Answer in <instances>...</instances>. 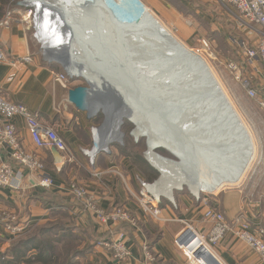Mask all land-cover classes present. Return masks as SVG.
Returning <instances> with one entry per match:
<instances>
[{
  "label": "crops",
  "instance_id": "obj_1",
  "mask_svg": "<svg viewBox=\"0 0 264 264\" xmlns=\"http://www.w3.org/2000/svg\"><path fill=\"white\" fill-rule=\"evenodd\" d=\"M137 2L144 7L140 6L148 17L158 19L186 43H191L197 32H205L207 28L219 31L215 24L219 26L217 17L221 9L214 0ZM248 37L252 38L253 46L255 38ZM0 48L6 56V60L0 63V93L9 101L24 104L36 114L42 125L52 127L64 139L69 151L68 154L63 153L62 161L56 162L59 153L36 147L22 117H14L21 145L38 156L43 169L36 173L16 165L9 150L0 144V164L9 165L22 177L20 189L0 188V215H14L16 222L26 227L25 231L38 226L53 228L48 230L51 232L56 230L61 237V246L65 242L71 243L72 254L66 256V264H189L176 240L187 228L198 236L208 235L211 225L204 220L203 214L210 205L228 219L241 214L250 221L252 231L264 224V215L250 211L241 198L240 190L230 187L198 199L195 195L193 198L192 193L188 196L182 189L174 188L177 192L175 204L161 197L157 216L145 211L138 199L140 183L141 180L151 182L147 177L155 169L145 162L131 161L123 153L121 143L107 148L108 153L105 154L99 153L104 148L99 149L91 158L90 152L96 147V136L92 133L95 126L90 121L94 119H88L84 111L67 101V90L78 85L77 81L69 79L66 87L55 81L56 63L45 61L42 54H36L27 28L18 22L0 28ZM240 60L242 75L243 70L244 73L250 70L253 75L255 71L247 64L246 57ZM107 140L110 143L114 139ZM95 171L101 175L94 176ZM44 175L53 180V185L49 188L33 186V182ZM72 184L86 187L97 199V209L109 212L120 206L132 221L101 222L94 210L84 207L71 194ZM118 230L125 233L126 246L130 251L123 261L114 259L110 252L96 245L98 241L120 232ZM10 244L11 236L0 221V264H44L33 258L34 250L18 262L10 256H2ZM212 252L223 264H264L260 255L232 234L217 243ZM54 263L47 261L45 264Z\"/></svg>",
  "mask_w": 264,
  "mask_h": 264
},
{
  "label": "rangeland",
  "instance_id": "obj_2",
  "mask_svg": "<svg viewBox=\"0 0 264 264\" xmlns=\"http://www.w3.org/2000/svg\"><path fill=\"white\" fill-rule=\"evenodd\" d=\"M16 1H18V0H0V19H2L5 16V13L9 9L15 7ZM135 1H137V0H135ZM140 6L142 8H144L142 5H140ZM220 9L221 10H219V13H221V14L218 15V17H217L218 22H219L218 23L219 26L217 24H215V27H217V29L219 28V31L212 30L211 28H207L206 30L204 29L205 32H201L202 34L198 33V32L196 33V35L194 36V39L191 40V43L190 42L186 43L185 41L178 39L177 33L174 30L166 27L163 24H162V26L164 28H166L168 33L171 34L172 36H174V38H176V40H178L183 46L187 47L190 51L195 52L201 59L204 60V63H206V65L210 69L211 74L213 75L216 82L218 83V85L220 86L222 91L224 92V94H225L224 96H226L227 99L229 100V102L231 103V105H233L232 108L234 109V111L236 112L238 117H240L242 124L247 129V131L249 132L252 143L254 145V152H253L251 159L247 163L244 171L242 172L240 179L236 183L223 184L222 186H220L218 189H216L214 191L208 190L205 185H201L198 194L192 193L190 191V189H188L185 185H183V188H179V189H182L181 191L183 193H186L188 196L193 194L192 195V197H193L195 195L197 197V199L201 198L204 195L212 196L213 193L220 191L222 188L225 189L226 187H230L232 189L240 190L241 198H242L243 202L245 203V206L247 208H249L250 211L253 210L255 213H257L259 215H264V106L261 105V101H263V103H264V94L262 91L257 90L256 95L254 97H250L247 93L246 88L242 85L240 78H236L234 71L229 67V62L233 61V62H239L240 63L241 62L240 59L245 58V56H244L245 45L247 47H252V38H249L248 34L245 31L240 29V27L239 28L237 27V23L230 13H227L222 7H220ZM144 14L146 15L145 12H144ZM19 18H20L19 16H16V18H14V19H13V17H11L10 23L7 26H1L0 25V28L1 27H9L14 22L15 23L18 22V23L22 24L25 28H27V33L30 36L32 48L34 49L36 54L41 55L42 50H40L41 49L40 43L34 37V34H33L34 30L32 28L31 23L29 26L26 24V22H22V21L18 20ZM156 20H158V19H156ZM132 29H134V28H132ZM231 32L235 33L237 38L234 39L232 37H229V38L225 39L226 35L230 34ZM223 36H225V38ZM238 38H240V39L238 40ZM118 39H120V41L118 43L119 45L114 46V47H117L115 49L116 50L115 53H111V51H113V50H111L113 43L111 41H109L110 43H108V44H107V42L105 43V46L107 47V52L104 53V51L102 50L103 51L102 56L104 55L103 57H105L110 62H111V60H110L111 56L118 57L120 60V63H123V65H120L118 67V65L115 66V62H112V65L114 66L115 69L113 67H110V66H108L106 68L103 65H100L98 63L96 64L97 60L91 54L90 59H93V61L91 60V64L95 68L94 70H96L99 74L112 75V77L120 80L121 84H123L124 81H122L123 77L120 73H122V74L124 73L125 78L127 80L131 81V85H132L133 89L135 90V94L137 93V95H138V97H140V99L143 98L142 99L143 103L141 105V107H143V109L141 108L138 110H140L142 113L143 112L145 113V116H144V114H143V116L146 119V122L152 123L151 126H153L155 128L154 131L158 132L159 135L160 134L161 135L167 134L168 137H173V138L174 137H176V138L180 137L177 139L178 140H183V139L186 140L187 139V141H190V138H192V137L188 136L187 134H185L183 132H178V133L176 132L177 136L176 135L173 136V134H175L173 132L174 129L176 130V129H182V128H187V127L190 128V123H193L191 121L192 120L191 117H194L195 114H193L194 112L192 113L191 110H193V109H191L189 107L190 103L188 101H184L185 103L182 102L180 104L174 102V100H176L178 93H182V92H181V90L179 92L180 88L177 85L178 83L176 82L177 83L176 84L177 86H176L172 80H174V79L181 80L180 85L184 87V85H185L184 83L187 81H190L193 84L200 82V80L199 81L197 80V78H199L200 76L195 74V72L191 68V65H189L186 61L179 58L181 55L178 54V51L176 49H174L168 45H161V46H157L155 48V43L151 44L147 41L142 40V41H140V44H141V48H140L137 45V43H134L132 41H127L126 37H124V39L126 41L122 38H118ZM232 40L235 42H233ZM241 43H242V45H241ZM205 44H206V47H205ZM150 46H152V49L150 48ZM93 48H95V47H93ZM146 49H149V50H146ZM144 50L147 51L146 56L144 57L145 61L143 60V57L140 59V57L136 56L137 53H139V55L142 56ZM97 56H99V59L101 60V54H99L97 52ZM90 59H89V62H90ZM150 59H151V62H149ZM154 65L157 66V69L152 70ZM137 68H138V71H137ZM244 68L246 69L247 66L244 65ZM55 70L57 71L56 73L61 72L60 68H58V67H56ZM116 72H118V74ZM126 74L127 75L129 74L130 76H132V80L129 79ZM250 75H251L250 70H247L246 73H244V70H243L242 78H244V76H247L246 77V79H247L250 77ZM148 76H150V77H148ZM169 79L171 80L170 82L173 85L170 82L168 83ZM74 80H76L77 81L76 83H78V84H86L84 79H82L81 77L75 76ZM155 80L157 82H155ZM250 81L252 82V78L250 79ZM155 83L157 85L152 86V85H155ZM167 83L171 84V86L168 85ZM174 88H176V89H174ZM163 92H165V93H163ZM189 96H191V94L189 92L188 93H182L183 98L184 97L188 98ZM182 97L177 98V100L180 99L182 101ZM194 98H196V94H194ZM193 105H196V103H194ZM144 107H145V109H144ZM175 107L177 108V110ZM207 108L209 111L206 112L207 113L206 116L207 115H210V116L206 117L205 120L211 122V125H202L204 129H202V131H201V133H205L206 137L205 136L204 137L203 136L202 137L201 136H194L195 138L202 141V143L205 142L204 144L209 143V141L214 140L210 136H207V133L210 132V130L208 132H205V129H207V127H210V126L213 127L212 122L214 121V118L211 115L215 114V113H212V111H214L215 108L213 106H208ZM177 111H178V113H176ZM173 113L176 114L177 116L172 117ZM188 113H191V115ZM91 118L94 119V120H90V121H92L93 126L98 127L102 123L104 115L102 114L101 110H98V112ZM229 124H230V121H227L223 131L226 130L227 127H228L227 128L228 130L231 128V124L230 125ZM197 125H198V123H196V126ZM133 127H134L133 124L128 119L124 118L123 123L120 127V131L123 133L122 140L120 142H119V140L111 141L110 143H108L107 148L108 149H110L111 147L114 148L115 144H117V143H121V144L125 143L126 145H128L129 137L127 138V136H131L130 131L132 130ZM197 127L199 128L200 126H197ZM171 128H172V130H171ZM176 131H179V130H176ZM125 133H126V136H125ZM208 135H210V134H208ZM131 137L134 139L133 136H131ZM146 138H147L146 135H141L138 137L137 141H135V140L134 141L138 142L139 154L143 157V159L145 160L147 165H149V163L147 162V159H148L147 154L145 153L147 159L144 158V156H143V152L146 150ZM209 138H211V139H209ZM225 139H227V138H225ZM202 143H200V144H202ZM186 144H189V142ZM108 149L102 150L99 153H104V154L108 153ZM158 149H165V148L161 147ZM158 149H156L154 151L159 153L160 155H162L164 157L175 159V158H173V155L171 153H169V154H171L172 157L170 155H167V153H163L161 151H158ZM147 151H148V148H147ZM130 160L132 161V158ZM174 161H179V160L175 159ZM91 165H92V163H91ZM193 165L194 164H192L190 166L192 169H193ZM195 165H198V164H195ZM230 169H232V168H230ZM155 175H156L155 179L162 176V174L158 173L156 171V169H155ZM175 196L177 197V192H176V190L173 189V197L175 198ZM207 209L214 210L217 208L215 206L210 205V206H208ZM217 210L219 212H221L219 209H217ZM3 215L4 214L0 215V221L3 223L4 229L11 236V241L17 237L23 236L26 233V231L24 229L23 232H21L18 235L11 234L10 231L7 230L5 227V224L7 223V221ZM223 215H224V213H223ZM237 215H240V214H237ZM203 217H204V220L211 225L210 230H209V233H210L211 227H212L211 221L205 217V214H203ZM224 218H226L227 220H230V218L228 219L225 215H224ZM260 227L264 229V224H262V226H260ZM209 233H208V235H209ZM208 235H206V236L202 235L200 237H202L203 240L205 239L204 241H206V243L210 247L211 251H213V247L217 243L222 241L228 234L224 238L220 239L216 244L209 243L208 239H206ZM233 236H235V235L233 234ZM108 237H106V238H108ZM262 237L264 239V234ZM106 238H104V239H106ZM182 252L184 253L183 250H182ZM254 252L257 253L255 250H254ZM185 257H186V255H185Z\"/></svg>",
  "mask_w": 264,
  "mask_h": 264
},
{
  "label": "bare ground",
  "instance_id": "obj_3",
  "mask_svg": "<svg viewBox=\"0 0 264 264\" xmlns=\"http://www.w3.org/2000/svg\"><path fill=\"white\" fill-rule=\"evenodd\" d=\"M81 1L83 3H86L87 1L91 3L92 0ZM122 14L124 18L123 20L126 24L123 25L125 27L131 26L134 29L130 28L129 38L125 36L126 33H129V31H126V29L121 32L122 35H120L119 38L124 39V37H126L127 41L137 43L140 48V41L142 40L151 44L155 43V48L161 45H168L176 49L178 54L181 55L179 58L191 65V68L195 74L200 76L197 78V80H200V82L193 84L192 82L187 81L184 83V87L180 85L181 80H172L175 85L178 83L177 85L180 88L179 92L181 90L182 93L189 92L191 94V96L188 98H183L182 93H178L177 97L175 96L176 100H174V102L180 104L184 101H188L190 103L189 107L193 109L191 111L192 113L194 112L193 114H195L194 117H191V121L193 123H190V129L192 133L195 134V136L201 137L205 136V133H201L202 129H204L202 125H211V122L205 120L206 117L210 116H206V112L209 111L207 107L213 106L215 108L214 111H212V113L215 114L211 115L214 118V121L212 122L213 127H207L205 132L210 130V132L207 133V136H210L214 140L209 141V143L206 144H204L205 142L202 143V141H200L198 146L190 147V143H180L173 137H168L167 134L159 135L158 132L154 131L155 128L151 126L152 123L146 122V119L144 118L145 113H142L140 110H138L139 107L137 102H135L134 97L137 99H140V97H138V95L132 97V95L129 94L128 87L125 86L124 83L121 84L120 80L112 77V75L105 74L104 72L103 73L105 75L99 74L96 70H94L95 68L92 66L91 62H89V60L87 61V59L85 60L84 58L87 55L90 56L92 53L90 51H86L84 52L85 55L83 56L84 60L82 62L78 61V65H76V67L74 62L73 68H69L67 66L69 71L74 74V77H81V75H83L90 82H97V84H103L105 80H109V82H112L114 87H117V90L119 91L118 93H121L123 96L126 95L124 98H122L125 100V103L121 102L122 104H120V112L122 113V116L124 115V117H122V120L120 119V112V114L108 116L104 126L95 133L96 147L94 152L103 148L107 149V144L109 143L107 138H112L114 140L119 139L120 135L118 129L121 127V121L126 118L134 121L137 124V127L134 130V135L137 137V139L141 135H146L149 139L148 151L146 152L147 157L152 165L156 167L162 174V176L159 177L154 185L159 193L166 196H171L174 188H183V185H185L192 193L198 194L201 185H205L208 190L214 191L223 184L236 183L240 179L242 172L253 155L254 145L249 132L242 124L240 117H238L232 108L233 105H231L227 97L224 96V92L211 74L206 63H204V60L201 59L195 52H192L187 47L183 46L178 40H176V38H174V36L169 34L167 29L164 28L159 21H155L145 15L144 11L139 8L136 3L135 8H132V11H129L128 8L127 12H122ZM116 48L117 47H115V49ZM150 48L152 49V46H150ZM76 50L80 55L83 54L81 48H76ZM146 50L143 51L142 56H140L139 53H137L136 56L140 57V59L143 57L144 60L147 52ZM149 62H151V59ZM110 66L114 68L113 65ZM154 67L152 70L157 69L156 65H154ZM170 81L171 80L169 79L168 83ZM155 82L157 81L155 80ZM112 84L109 83L110 86ZM171 84L168 85L171 86ZM156 85L157 84L155 83V85L152 86ZM194 94H196V98H194ZM180 97H182V101L180 99L177 100V98ZM126 99H128L130 103H127ZM194 103H196V105H193ZM101 106H104V104H101ZM141 108L143 109V107ZM176 113H178V111ZM188 114L191 115V113ZM175 116L177 115L173 113L172 117ZM227 121H230L231 128L228 130L227 127L226 130L223 131ZM196 123H198L197 126H200L199 128L196 126ZM174 135H176V133L173 134V136ZM155 145L162 148L167 147L171 149L177 153L178 156H180L181 160L179 159V161H173L169 160L168 158H162L158 156L152 149V147ZM192 164H194L193 169L190 167ZM199 238L203 242V238L200 236ZM190 241L192 242L191 250L185 248L187 254H189L191 260L194 261V264H204L202 260H197L192 255V250L198 246V241L193 239ZM206 247L211 251L208 245H206Z\"/></svg>",
  "mask_w": 264,
  "mask_h": 264
},
{
  "label": "built area",
  "instance_id": "obj_4",
  "mask_svg": "<svg viewBox=\"0 0 264 264\" xmlns=\"http://www.w3.org/2000/svg\"><path fill=\"white\" fill-rule=\"evenodd\" d=\"M214 1L227 13H230L233 16L238 28L240 27V29L245 31L248 36L255 38V43L252 47H245L244 54L247 64L253 68L257 74L256 76H254L255 73H253L252 77L247 79L242 78L241 65L238 62H229V67L234 71L236 78H240L248 95L254 97L257 93L256 89L252 86L254 80L257 79L259 82L258 84L264 86V0ZM16 16L20 17L18 20L26 22V24L30 26L32 10L22 7L9 9L5 13V16L0 19V25L7 26L11 21V17L14 19ZM5 60V53L0 48V63ZM26 60H29V58H26ZM251 78L252 82L250 81ZM9 79H11V76ZM54 80L62 87H66L69 77L65 72H60L55 74ZM261 105L264 106L263 101H261ZM16 116L22 117L31 140L36 147L53 150L59 153L55 159L56 162L64 159L63 153H69L64 139L52 127L42 125L38 121L36 114L30 111L24 104L9 101L0 93V144L9 150L10 157L16 165L25 167L28 171L36 173H41L43 169V164L38 156L33 152L27 151L21 145L19 134L13 122V119ZM60 153H62V155H60ZM99 175H101L100 172H94V176ZM21 179V174L15 172L12 167L7 164H0V188L8 187L18 190L21 187ZM52 185L53 180L47 175L41 176L38 181L33 182V186L43 188H49ZM70 191L78 201L82 202L84 207L94 210L101 222L132 221L126 211L120 206L114 207L109 212H103L100 209H97V199L82 185L72 184L70 186ZM138 199L145 211H148L153 216L158 215L160 210L158 203L146 193L141 183ZM204 214L212 224L211 231L206 238L209 243L216 244L227 234H234L241 242L253 248V250H255L264 261L263 228L259 226L252 231L250 221L245 219L241 214L236 215L230 220L224 218L223 213L219 212L217 209H206ZM3 216L7 221L5 227L11 234L18 235L23 232L25 227L23 224H18L16 222V217L13 215ZM204 240L203 242L206 243ZM96 245L99 247L101 246L106 251L110 252L113 258L118 261L127 259L130 254L129 249L126 246V235L122 231L98 241ZM177 245L184 251V254L189 260V264H194V261L191 260L189 254L186 252V247L178 242ZM204 245L206 246L208 244L206 243ZM146 255L148 258H151L148 253Z\"/></svg>",
  "mask_w": 264,
  "mask_h": 264
},
{
  "label": "water",
  "instance_id": "obj_5",
  "mask_svg": "<svg viewBox=\"0 0 264 264\" xmlns=\"http://www.w3.org/2000/svg\"><path fill=\"white\" fill-rule=\"evenodd\" d=\"M135 3V0H92L91 3L88 1L83 3L81 0H18L15 2V7L32 9L31 25L34 30V37L40 43L42 58L45 61L59 64L63 71L68 75L69 79L72 80L74 79V74L69 71V68H73V62L75 67L78 65V61L82 62L84 60V52L86 51H91L92 55L97 60L96 64L98 63L105 66L106 68L112 65V62H115V66L118 65V67L123 65V63H120L118 57L114 56V58L111 56L110 62L105 57H103L104 55L102 56V53L103 51L104 53L107 52L105 43L107 42L108 44L110 43L109 41L113 43L111 49L113 51H111V53H115L116 50L114 46L119 45L118 43L120 39L118 38L120 35H122L121 32L124 31V29L129 31L130 28H132L131 26L125 27L123 25L125 22L123 20L124 18L122 12H127L128 8L129 11H132V8H135ZM125 36L130 37V31L129 33H126ZM76 48H81L83 51V54H81L82 56L79 54ZM97 52L101 54V60L99 59V56H97ZM87 56L84 58L88 61L90 56H88V58ZM91 60L93 61V59H90V62ZM116 73L118 74V72ZM120 74L123 77L122 81H124L125 86H127L129 89V94H131L132 97L137 95V93L135 94V90L131 85V81L125 78L124 73ZM129 76L130 75L128 74L127 77L132 80V76ZM81 78L84 79L86 84H78L68 88L67 101L73 104L78 110L84 111L88 119L93 117L98 112V110H101L104 118L100 126L92 128L93 136H95V133L98 132L99 129H101L106 123L108 116L121 113L120 104H122L121 102L125 103V100L122 98H124L126 95L123 96L121 93H118L119 91L117 90V87H114L112 82H109V80H105L103 85L101 83L97 84V82L92 83L83 75H81ZM109 83L112 85L110 86ZM134 100L137 102L139 109H141L143 100L137 99L135 97ZM126 101L127 103H130L128 99H126ZM101 104H104V106H101ZM122 117H124V115L122 116L121 113V120ZM129 121L134 126L130 131V135L134 137L135 141H137L138 139L134 135V130L136 129L137 124L134 121ZM122 123L123 121H121V125ZM118 130L120 135L118 140L120 142L122 140L123 133L120 131V129ZM176 130L173 132H183L192 137L190 138V141H187V139L178 140L176 137H174L176 141L183 144L189 142L190 147L198 146L200 140L194 137L195 134L191 133L192 131L190 128L187 127ZM147 148L148 138H146V150L143 152V156L146 159L147 157L145 153ZM158 148L161 147L157 145L152 147L153 150ZM163 148L171 153L175 159H180V156H178L177 153L171 149L167 147ZM92 151L93 152H90V156H92L91 158H93L95 153L94 149ZM154 153L162 158H167L155 151ZM168 159L173 161L175 160L171 158ZM147 162L154 169H156L158 173H160V171L154 167L148 159ZM158 179L159 177L151 182L141 180V184L143 185L146 193L157 203L160 202L161 197H165L172 204H175L173 195L171 197H167L157 191L154 185ZM191 239L198 241V246L192 250V255L194 258L200 259L206 264H223L202 243L199 236L190 228H187L177 238V242L191 250Z\"/></svg>",
  "mask_w": 264,
  "mask_h": 264
},
{
  "label": "trees",
  "instance_id": "obj_6",
  "mask_svg": "<svg viewBox=\"0 0 264 264\" xmlns=\"http://www.w3.org/2000/svg\"><path fill=\"white\" fill-rule=\"evenodd\" d=\"M223 37L225 38V36ZM229 37H232L234 39L237 38L235 33L233 32L227 34L225 39ZM239 39L240 38H238V40ZM56 65L62 72H64L59 64L56 63ZM252 86L256 89V91L260 90L264 94V86L259 85L258 81L254 80ZM128 137V145H126L125 143L121 145L123 153H126V155L129 158L131 157L133 161L139 160L141 162H145L143 157L139 154L138 142H135L131 136H127V138ZM158 151L167 153V155H170L172 157V155L169 154V152L165 149H158ZM147 178L149 181H153L156 178L155 170H152ZM52 229L53 228L42 229L40 228V226L36 227L35 229L28 228L23 236L17 237L11 241L10 246L6 249L2 256H10L18 262L19 260H23V258L26 257L30 250H34L36 254H34L33 258L37 261H41L44 264L47 263V261H53L55 262L54 264H66V256L72 254L70 245L71 243L65 242L64 245L61 246L59 244V240L61 239V237L58 236L59 234H57L56 230H53V232L48 231ZM31 230L33 232H31Z\"/></svg>",
  "mask_w": 264,
  "mask_h": 264
}]
</instances>
